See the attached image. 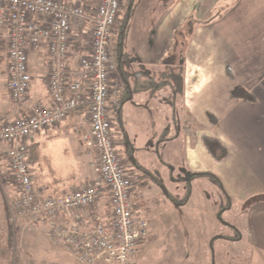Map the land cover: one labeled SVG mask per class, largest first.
Masks as SVG:
<instances>
[{"label":"crops","instance_id":"1","mask_svg":"<svg viewBox=\"0 0 264 264\" xmlns=\"http://www.w3.org/2000/svg\"><path fill=\"white\" fill-rule=\"evenodd\" d=\"M76 1L83 3L87 0ZM126 7L125 2L121 13ZM191 16L198 23L193 25L192 35L187 40L181 34V28L187 27L186 20ZM200 20L205 22L200 23ZM149 23L151 26L147 25L150 29L142 31L138 45L133 46L132 54L125 53L128 55L126 57L134 56V60L143 68L137 69L138 71L147 73L155 81H162L161 88L155 91L170 87L167 82L170 70L179 72L180 104L185 112L184 116L189 117L187 120L195 122L194 129L183 124L181 126L185 166L182 167L179 180L175 177L173 179L174 186L182 179L189 182V195L181 201L168 197L170 192L162 186L158 177V171L162 168V147L171 137L169 130L172 124L169 119L167 122H159L162 124L159 132L154 129L153 135L158 136L159 142H150L147 146V159L155 160L154 171L158 173L157 177L152 176L153 181L160 183L165 197L175 208L190 205L195 212L194 217L198 219L203 212L210 215V226H178L176 230L180 237L176 241L179 245L177 253L181 258L189 260L185 264H264V0H174L156 19L154 15ZM80 44L81 42L75 43V52L79 51ZM168 50L170 52L166 57ZM174 57H177L175 63L172 62ZM47 60L48 54L44 47L29 54L32 80L28 94L23 101L15 102L8 97L5 85L4 50L0 60V124L51 104L46 82ZM74 61L72 58L73 64ZM160 65H164L161 72L157 69ZM141 77L143 75L137 74L139 82ZM134 78L136 76L128 78L131 85ZM236 88L245 90L248 96L234 97ZM120 91L112 94L109 111L114 110L112 105ZM137 91L151 93V96L155 92L135 89L126 95L119 112L133 100ZM173 94L177 95V92ZM169 99V95L162 97L164 101ZM209 113L216 119L214 124L208 116ZM161 114L165 119V115ZM87 116L86 107L75 109L62 121L38 131L30 139L29 146L36 153L33 162L37 165V168L30 166L33 182L44 195H61L92 179V165L96 159L81 143V134L88 127ZM184 118L182 122H185ZM118 119L121 131H114L117 133L116 148L118 153L121 150L130 158H123L124 169L134 181L131 195L134 205L139 207L142 201L137 188L143 183V179H139L148 174L147 171L144 172L145 164L140 165L135 160L136 147L127 134L129 129L126 131L123 120ZM178 134L175 127L172 136L176 137ZM203 136L216 138L226 149L225 155L217 159L210 154ZM8 147L7 142L0 141V185L3 177L10 180L5 175L9 170L5 156ZM49 147L64 148L67 151L63 153H67L69 157L66 164L61 160L62 154L58 153L55 159L56 174L43 168L42 154ZM85 166L88 167L89 175L84 174ZM168 166L171 173L173 166L170 163ZM187 170L190 176L185 178ZM197 172L212 175L194 174ZM172 175L170 174L171 177ZM215 176L223 191L219 190L221 195L218 194L215 202L210 201L204 191L193 195V183H201L206 179L217 190L215 183L219 182ZM106 200V197L101 200V207ZM0 202L4 205L2 199ZM220 210L234 217L235 222H225ZM79 212L80 215L85 213L84 210ZM146 245L142 241L126 264H139V254L144 252ZM171 264L179 263L173 261Z\"/></svg>","mask_w":264,"mask_h":264},{"label":"built area","instance_id":"2","mask_svg":"<svg viewBox=\"0 0 264 264\" xmlns=\"http://www.w3.org/2000/svg\"><path fill=\"white\" fill-rule=\"evenodd\" d=\"M122 3L98 0L88 17L76 0H0V60L5 50L8 97L15 102L26 98L32 80L29 54L44 47L51 98L48 107L0 124V141L9 144L5 156L18 193L14 213L44 224L52 238L86 264H126L148 224L135 210L134 181L116 149L109 117L112 94L122 86L111 54ZM76 42H81L78 52ZM80 107L88 113L81 143L96 157L93 178L61 195H44L34 185L27 162L29 141ZM81 210L85 213L80 215Z\"/></svg>","mask_w":264,"mask_h":264},{"label":"rangeland","instance_id":"3","mask_svg":"<svg viewBox=\"0 0 264 264\" xmlns=\"http://www.w3.org/2000/svg\"><path fill=\"white\" fill-rule=\"evenodd\" d=\"M173 1L174 0L134 1L124 40H122L123 51L125 53H133V46L138 45L139 39L142 36V31L146 32L150 29L151 23H149V20L152 21L154 15L156 19L159 16V13H162V11L167 8V5ZM125 2L126 1L123 0V7H125ZM216 14L217 13L215 12L214 15ZM192 16L186 20L187 27L183 28V26L181 28V34L187 40L192 35L193 25L198 23V20ZM147 24H150V26ZM175 38L176 37H174V42L176 41ZM113 40L114 38L112 39L111 47L112 45L113 47L115 46ZM168 52H170V50L166 52V57L168 56ZM114 58L115 56L113 57L112 55V59L115 62ZM174 58L175 61H177V57ZM127 60V58L122 59L124 70L130 72L137 69H143L140 67L137 60H134V56H131V61L128 62ZM163 67L164 65H160L157 68L158 71ZM151 69L152 68H150V70ZM116 72L119 75L117 70ZM44 81L45 79L43 82ZM179 89L180 88L177 90V95L173 94L174 89L169 86L155 91L154 94L152 93L153 96L150 95L151 93L145 91H137L133 100L129 101L128 104L123 107V110L119 112L121 114L119 115V118L120 120H123V127L126 131L129 129L127 134L133 146L136 147L134 155L135 160H137L140 165L145 164L144 172L147 171L148 174L147 176H144V178L139 179V181L143 179V183L137 188V191L141 193L140 200L142 201V204L139 207L135 206L137 208L135 209L136 212L143 213L148 223L146 236L142 240L144 243H147V245L144 252L139 254V264H171L173 261L179 264L187 263L189 260L181 258V255L177 253L179 245L176 241H178L177 238L180 237V235L177 233L176 229H178V226H210V215L208 213H201L199 215L200 218L198 219V217H194L195 212L190 205L175 208L173 203L165 197V193L163 192L164 188H166V190L170 192L171 197L174 198V200L178 199L179 201L185 199L190 192L189 182H186L184 179L179 181L175 186L173 182L174 177L179 180V174L182 173V167L185 166L183 156V132L181 126L183 124L191 129H194L195 126L194 121L187 120L189 117L184 116L185 112L182 110V105L180 104L181 92ZM237 89L245 91L240 88H236L235 90ZM163 95H169L170 99L166 101L162 100ZM161 113L165 115V119L161 116ZM109 117L113 124L112 127L114 131H119V119L112 110L109 111ZM154 117L156 118L155 120ZM184 117L186 120L185 122H182V118ZM152 119L154 121H152ZM168 119L172 124V127L169 130L171 137L163 144L164 146L162 147L163 150L160 159L162 168L158 171L160 183L164 186V188H162L160 187V183L153 181L152 176H156L158 173L157 171H154L156 169V163H154L155 160L151 161L149 158L147 159L149 151L147 146L150 142H153L154 144L159 142L158 136L153 135V132L155 131L154 129H158L159 132L162 126L159 122L163 120L167 122ZM154 122L155 124H153ZM175 127L179 134L176 137H173L172 135ZM77 141L78 140L75 139L76 143H78ZM64 150V148L59 149V147H49V149L42 154L43 168L49 171H54L51 172V174H56L55 159L59 155L58 153L62 154L61 160L66 164L68 162V154L63 153L67 150ZM90 154L93 155V153ZM119 155L122 159L125 158L130 160L128 155L121 150L119 151ZM168 163L173 166L171 168V173L168 170L170 168ZM94 164L95 161L92 168ZM31 167L37 168L36 163H31ZM84 170V174L89 175L87 166L84 167ZM6 173V177L10 180L8 181L3 177L0 185V199H2V203H4V205H2L0 202V264H86L78 260L73 251L66 249L60 241L52 238L47 233L44 224L34 223L23 215H16L14 213L13 202L17 199L18 193L13 184L10 171L8 170ZM170 174H173L172 177ZM184 176L185 178L190 176L188 170L185 172ZM170 177L172 178V181ZM207 181L208 180L206 179L201 183H193L191 186V188H193V195H195L196 192L200 194L204 191V194L209 197L210 201L215 202L218 194L221 195L219 192V190L221 191V184L219 183V185L215 183L216 190ZM215 190L217 193H215ZM220 214L225 222L228 220L230 224L235 222L234 217L225 214V211L220 210Z\"/></svg>","mask_w":264,"mask_h":264},{"label":"trees","instance_id":"4","mask_svg":"<svg viewBox=\"0 0 264 264\" xmlns=\"http://www.w3.org/2000/svg\"><path fill=\"white\" fill-rule=\"evenodd\" d=\"M97 2H98V0H87V1L82 3L86 16L89 17L91 15V12H92V10L95 7ZM126 3H127V7L125 8L123 13L121 14V16L118 20V23L114 27V37H113L114 38L113 43L115 45L114 46V50H115V53H114L115 58L114 59H115L116 70L118 71V73L121 77V80H122V86H121L122 89L119 93L118 98H116V101L112 105L114 107L113 111L118 118H119L120 106L125 102L126 95H129L131 92L135 91V89H137V88L150 90L151 92H154L155 90H157L158 88H161V86H162V84H161L162 81H160L161 83L159 81H155L154 78L147 75V73H143V72L138 71V70H137V72H134V71L129 72V71L124 70V68H123L122 59L128 55H126L125 52L123 51L122 40L124 39L125 31H126L127 26H128V18H129L130 13H131L133 0H126ZM199 22L201 23V22H205V21L200 20ZM190 28H191V25H190ZM177 31L178 30H176V32ZM129 57H130V55H129ZM126 58L128 59L127 61L129 62L131 57L130 58L126 57ZM173 61L175 63V58L172 59V62ZM137 74L143 75V77H141L140 82L138 81ZM131 76L132 77L136 76V78H134V81H132L133 86L131 85L130 81L128 80V78ZM180 80H181L180 73L179 72L175 73L173 70H170L169 79L167 80V82L170 84V87H172L174 89V93L177 92L178 88L181 89ZM233 95H234V97L238 98V97H242V96H248V93L245 91H241V90L237 89L234 91ZM208 116H209L210 120H212V123L214 124L216 122V119L210 113L208 114ZM203 141H204L205 147L208 150V152L210 154H212L215 158L220 159L225 155L226 149L222 146V144L216 138L203 136ZM35 159H36V153L29 146L28 157H27V162H28L29 166H31V163ZM5 174H7V173L5 172ZM194 174L212 175L211 173H205V172H197ZM0 178H1V173H0ZM215 178L220 183L219 179L216 176H215ZM168 197L171 198L170 195H168Z\"/></svg>","mask_w":264,"mask_h":264},{"label":"flooded vegetation","instance_id":"5","mask_svg":"<svg viewBox=\"0 0 264 264\" xmlns=\"http://www.w3.org/2000/svg\"><path fill=\"white\" fill-rule=\"evenodd\" d=\"M112 55H113V57H114V53H115V50H114V47H113V45H112Z\"/></svg>","mask_w":264,"mask_h":264}]
</instances>
